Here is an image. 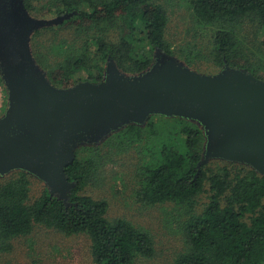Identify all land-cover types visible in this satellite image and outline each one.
Wrapping results in <instances>:
<instances>
[{"label":"trees","instance_id":"1","mask_svg":"<svg viewBox=\"0 0 264 264\" xmlns=\"http://www.w3.org/2000/svg\"><path fill=\"white\" fill-rule=\"evenodd\" d=\"M24 1L29 8V1ZM191 7L200 24H218L213 35L215 63L245 69L262 79L261 65L239 46V33L246 18L264 29V0H191ZM48 8L47 13H70L57 27L75 25L82 36L81 45L55 42L44 54L33 41L37 62L58 87L78 82L75 75L81 71L87 80L101 81L109 58L122 71L137 74L151 66L155 51L174 53L165 35L168 15L158 0H51ZM112 29L115 37L110 35ZM171 119L180 142L162 141L154 161L144 168L137 196L147 205L173 202L185 207L188 249L175 264H264V176L233 161L199 166L205 151L204 130L196 122ZM147 124L155 133L153 116ZM120 133L140 138L143 127L132 123ZM82 152L83 148L76 150L75 161L66 169L68 179L76 184L68 200L45 187L32 201L26 171L0 183V240L6 243L27 235L41 224L66 234L87 235L97 264H136L139 258L152 257L154 240L147 230L125 218H108V201L84 193L96 163L92 156L81 157ZM203 193L209 200L197 211Z\"/></svg>","mask_w":264,"mask_h":264},{"label":"water","instance_id":"2","mask_svg":"<svg viewBox=\"0 0 264 264\" xmlns=\"http://www.w3.org/2000/svg\"><path fill=\"white\" fill-rule=\"evenodd\" d=\"M5 6H0V69L9 107L0 117V174L22 169L68 200L76 184L66 169L78 145L161 114L202 126L207 141L199 166L221 158L264 176V79L229 65L201 74L159 51L152 67L139 74L122 72L109 58L101 81L58 87L36 63L30 36L71 14L35 19L23 0Z\"/></svg>","mask_w":264,"mask_h":264},{"label":"rangeland","instance_id":"3","mask_svg":"<svg viewBox=\"0 0 264 264\" xmlns=\"http://www.w3.org/2000/svg\"><path fill=\"white\" fill-rule=\"evenodd\" d=\"M28 1L30 7H26L23 0L24 7L35 19L60 16L47 13L51 0ZM158 3L165 8L168 15L165 35L174 51L170 55L175 57L183 66L198 73L211 75L221 72L225 66L216 64L212 57L213 35L218 24H200L193 13L191 0H158ZM2 5H7L5 7L8 9L10 7L9 1L6 0H0V6ZM58 25L43 26L36 29L30 36L32 55L46 75V70L41 67L34 56L33 41L37 50L43 54L46 48L55 42L69 47H74L76 42L81 45L82 36H78L75 25L63 29L58 28ZM36 31L40 32L34 35ZM115 32V29L110 31L111 37H115ZM263 41L264 29L259 28L255 19L246 18L239 33V46L248 56L254 58L261 65L262 70H259V75L262 76V79H264ZM158 52H154V61L150 67L156 62L159 56ZM108 61L109 59L106 65ZM86 77L87 74L81 71L75 75V80L78 82L87 80ZM8 107V88L0 69V117L6 113ZM151 116H153V123L156 128L155 133L147 124ZM173 117L161 114L150 115L143 124H139L143 127V135L140 138L120 133L122 129L127 127L125 126L113 131L98 142L82 143L76 148V150L83 148L80 156H92L96 163L94 177L85 187L84 193L96 199L108 201V218H125L151 234L154 240L155 253L149 258H139L136 264H175L177 257L188 249L183 232V222L187 215L185 207L173 202L147 205L142 203L137 196V191L143 184L144 168L154 161L162 141L175 142L174 144L180 142L181 138L175 132L176 127L171 119ZM198 125L200 124L198 123ZM222 160L225 161L221 158H212L208 163L216 164ZM20 170L22 169L0 174V183L15 177L17 171ZM28 174L30 175V197L33 201L45 187L48 188V185L39 177L31 173ZM208 200V193L201 194L198 198L197 211L202 210ZM0 264L97 263L93 258L91 241L87 235L66 234L55 228L36 224L27 235L13 238L6 243L0 240Z\"/></svg>","mask_w":264,"mask_h":264},{"label":"flooded vegetation","instance_id":"4","mask_svg":"<svg viewBox=\"0 0 264 264\" xmlns=\"http://www.w3.org/2000/svg\"><path fill=\"white\" fill-rule=\"evenodd\" d=\"M7 2L9 1V6H10V0H6Z\"/></svg>","mask_w":264,"mask_h":264}]
</instances>
